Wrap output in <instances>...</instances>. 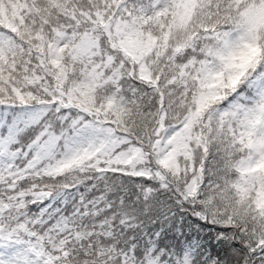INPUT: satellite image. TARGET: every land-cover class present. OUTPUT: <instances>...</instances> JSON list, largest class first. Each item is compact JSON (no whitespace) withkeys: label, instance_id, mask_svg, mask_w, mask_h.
Returning a JSON list of instances; mask_svg holds the SVG:
<instances>
[{"label":"snow or ice","instance_id":"snow-or-ice-1","mask_svg":"<svg viewBox=\"0 0 264 264\" xmlns=\"http://www.w3.org/2000/svg\"><path fill=\"white\" fill-rule=\"evenodd\" d=\"M0 264H264V0H0Z\"/></svg>","mask_w":264,"mask_h":264}]
</instances>
